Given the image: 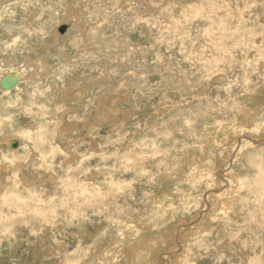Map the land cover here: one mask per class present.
<instances>
[{"label": "rangeland", "instance_id": "obj_1", "mask_svg": "<svg viewBox=\"0 0 264 264\" xmlns=\"http://www.w3.org/2000/svg\"><path fill=\"white\" fill-rule=\"evenodd\" d=\"M0 67V264H264V0H0Z\"/></svg>", "mask_w": 264, "mask_h": 264}, {"label": "water", "instance_id": "obj_2", "mask_svg": "<svg viewBox=\"0 0 264 264\" xmlns=\"http://www.w3.org/2000/svg\"><path fill=\"white\" fill-rule=\"evenodd\" d=\"M69 24L66 25H60L58 26L54 32H58L59 34H62L65 29H67ZM17 80L12 74H7L4 77L0 79V88L3 90L13 89L14 86L17 84ZM9 148H16L18 146V142L15 140H12L8 143Z\"/></svg>", "mask_w": 264, "mask_h": 264}, {"label": "bare ground", "instance_id": "obj_3", "mask_svg": "<svg viewBox=\"0 0 264 264\" xmlns=\"http://www.w3.org/2000/svg\"><path fill=\"white\" fill-rule=\"evenodd\" d=\"M122 3H123V2H122ZM252 6H253V5H252ZM163 40H164V39H163ZM219 42H220V41H219ZM13 44H14V43H13ZM22 44H23V43H22ZM19 47H20V46H19ZM246 48H247V47H246ZM257 63H258V62H257ZM248 64H249V63H248ZM1 66H3V65H1ZM4 68H5V67H0V71H1V70H4ZM5 69H6V71H7V74H12L16 79H18L17 82L21 80L20 77L18 76V75H19V74H18V73H19V70H17V68L14 69V67H13V68L6 67ZM7 74H6V75H7ZM4 76H5V75L1 76L0 79H1L2 77H4ZM17 86H18V85H17ZM14 87H16V86H14ZM0 89H1V88H0ZM1 90H2V91H8L9 89H8V90H3V89H1ZM187 138H188V137H187ZM7 146H8V144H7ZM249 146H250V145H249ZM247 148H248V147H247ZM0 163H1V162H0ZM1 164H2V163H1ZM1 166H2V165H1ZM4 167H5V166H4ZM1 168H3V167H1ZM121 168H122V167H121ZM124 168H125V167H124ZM12 169H13V168H12ZM0 173H1V172H0ZM17 174H18V173H17ZM17 178H18V177H17ZM20 179H21V178H20ZM26 179H27V178H26ZM28 180H29V179H28ZM22 181H23V183H25L24 180H22ZM71 181H72V180H71ZM68 182H69V181H68ZM92 183H93V182H92ZM15 184H17V183H15ZM0 186H1V184H0ZM2 186H3V185H2ZM6 186H9V185H6ZM4 188H5V187H4ZM1 191H2V189H1ZM1 191H0V192H1ZM10 191H11V190H10ZM8 195H10V194H8ZM43 199H44V198H43ZM191 201H192V200H191ZM37 203H38V202H37ZM87 204H89V203H87ZM96 206H97V205H96ZM89 210H90V209H89ZM15 212H16V211H15ZM243 256H244V255H243ZM257 258H258V257H257ZM188 259H189V258H188ZM260 259H261V258H260ZM249 262H250V261H249ZM78 264H79V263H78Z\"/></svg>", "mask_w": 264, "mask_h": 264}]
</instances>
